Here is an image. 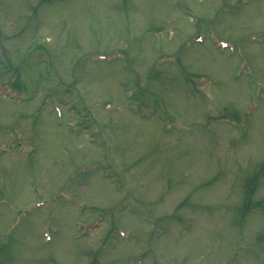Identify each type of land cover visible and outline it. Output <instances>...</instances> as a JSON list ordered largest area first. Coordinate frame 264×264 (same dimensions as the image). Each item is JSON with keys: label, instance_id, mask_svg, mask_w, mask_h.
Segmentation results:
<instances>
[{"label": "rangeland", "instance_id": "374dc122", "mask_svg": "<svg viewBox=\"0 0 264 264\" xmlns=\"http://www.w3.org/2000/svg\"><path fill=\"white\" fill-rule=\"evenodd\" d=\"M0 264H264V0H0Z\"/></svg>", "mask_w": 264, "mask_h": 264}]
</instances>
